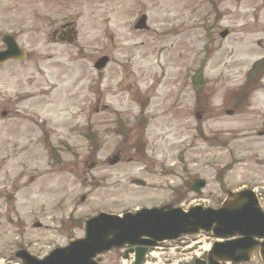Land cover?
I'll return each instance as SVG.
<instances>
[{
  "label": "rangeland",
  "instance_id": "374dc122",
  "mask_svg": "<svg viewBox=\"0 0 264 264\" xmlns=\"http://www.w3.org/2000/svg\"><path fill=\"white\" fill-rule=\"evenodd\" d=\"M196 1L0 0V33L27 54L0 66V264L45 257L100 212L186 208L195 178L207 206L246 188L264 208V64L247 77L264 60V0H229L220 21ZM140 14L147 33L133 30ZM66 23L75 39L53 41ZM173 246L148 263H189Z\"/></svg>",
  "mask_w": 264,
  "mask_h": 264
},
{
  "label": "water",
  "instance_id": "95a60500",
  "mask_svg": "<svg viewBox=\"0 0 264 264\" xmlns=\"http://www.w3.org/2000/svg\"><path fill=\"white\" fill-rule=\"evenodd\" d=\"M7 50L0 53V63L8 59L20 60L22 57L10 37L1 38ZM107 59H100L95 68L102 69ZM229 114V113H228ZM114 158L110 163L114 164ZM135 186H144L140 181H133ZM204 182L196 180L191 191L199 193ZM38 227V225H35ZM84 238L70 241L63 249H56L48 257L38 260L25 251H19L15 257L22 264H96L93 258L113 248L134 247L124 254H135V263L141 264L147 252L146 247H153L162 241H172L182 235H194L200 232L210 233L215 238L232 241L215 243L207 255V264L230 261L246 262L249 255L259 247V255L264 261V211L261 210L253 192L245 190L228 193L218 209L193 207L186 211L171 206L158 209H142L128 212L121 216L99 214L83 225ZM194 264H205L195 261Z\"/></svg>",
  "mask_w": 264,
  "mask_h": 264
},
{
  "label": "flooded vegetation",
  "instance_id": "af4514ba",
  "mask_svg": "<svg viewBox=\"0 0 264 264\" xmlns=\"http://www.w3.org/2000/svg\"><path fill=\"white\" fill-rule=\"evenodd\" d=\"M229 0H197L196 3L197 5H205L207 10L210 12V16L211 18H213V20H216V21H220L222 20L225 16H226V12H225V9H226V6L228 4ZM141 16H145L144 18V21L143 22H138L139 19H137L134 23H133V30L136 32V33H139V32H144V33H147L149 32V27L147 26V17L145 14H140L138 17L140 18ZM73 25L71 26V24H60L58 28L54 29L53 32H52V35H51V39L53 41H55L56 39L58 41H62V40H66L67 37H68V31L70 30H73ZM226 32V31H225ZM13 33V32H12ZM1 36H4V34H0V37ZM75 39V37H74ZM4 48H0V51L3 50ZM31 120V119H29ZM48 145H49V148H50V130H49V135H48ZM228 191L225 190L223 188V190L221 189L220 191V194H219V198H223L225 197L226 193ZM203 194V193H202ZM201 194V196H202ZM213 194L212 193H208L207 194V197L209 198H213L212 196ZM215 201H217L218 199L214 198ZM221 199H219L220 201ZM252 261L253 262H256V264H259L260 263V260L257 256V254H254L252 256Z\"/></svg>",
  "mask_w": 264,
  "mask_h": 264
},
{
  "label": "trees",
  "instance_id": "16d2710c",
  "mask_svg": "<svg viewBox=\"0 0 264 264\" xmlns=\"http://www.w3.org/2000/svg\"><path fill=\"white\" fill-rule=\"evenodd\" d=\"M262 64H257L256 66L253 67L252 72L251 73H255L258 71L259 68H257V66L261 67Z\"/></svg>",
  "mask_w": 264,
  "mask_h": 264
}]
</instances>
